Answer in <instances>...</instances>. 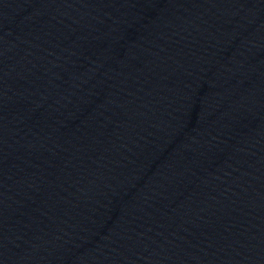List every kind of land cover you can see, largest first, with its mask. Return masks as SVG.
<instances>
[{
    "label": "water",
    "instance_id": "1",
    "mask_svg": "<svg viewBox=\"0 0 264 264\" xmlns=\"http://www.w3.org/2000/svg\"><path fill=\"white\" fill-rule=\"evenodd\" d=\"M0 264H264V0H0Z\"/></svg>",
    "mask_w": 264,
    "mask_h": 264
}]
</instances>
